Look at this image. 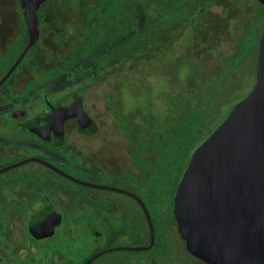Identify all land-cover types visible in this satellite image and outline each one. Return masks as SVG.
Listing matches in <instances>:
<instances>
[{"label":"rangeland","instance_id":"374dc122","mask_svg":"<svg viewBox=\"0 0 264 264\" xmlns=\"http://www.w3.org/2000/svg\"><path fill=\"white\" fill-rule=\"evenodd\" d=\"M260 11L252 0H49L41 11L40 16L49 23L42 29L44 42L51 39L49 34L56 33L64 44L58 52L70 67L62 80L67 78L69 88H79L85 110L98 125L93 137L82 140L70 130L62 143L68 148H82L83 144L95 148L96 161L102 162L99 167L114 172L121 183L113 185L119 188L126 185L131 167L122 148L127 149L129 160L134 158V166H141V155L147 154L140 170L146 177L148 194L135 187L132 191L147 202L156 244L150 251H118L104 259L119 264H205L186 251L178 235L167 187L178 185L180 167L225 118L229 99L234 98L231 92L243 94L251 85L253 80L250 82L247 73L239 75L226 64L236 52L241 56L253 46L252 41L245 40L244 28L257 38L254 22ZM118 15L124 16L126 24ZM22 16L18 0H0V37L10 53L23 45L26 28ZM189 30L193 32L190 43ZM65 33H71L66 40ZM95 39L97 44L91 47ZM124 42L133 44L121 55L112 56ZM76 47L84 51L79 62L72 65L77 58ZM38 48L32 52L35 57L46 51ZM215 48L217 55L213 56L211 50ZM12 57L5 55L4 64ZM240 76L243 81L234 90L214 97L220 86L237 83ZM62 80L44 90H58ZM30 143L39 148L38 142ZM28 173L39 182L48 172L31 162L0 175L2 203L9 204L2 181ZM101 194L126 205L135 215L119 218L124 224L119 223L117 232H109L113 239L125 231L126 238L116 240L112 248L142 245L138 237L145 227L137 205L121 194ZM5 204L0 203V264H82L97 250L100 233L93 218L67 217L52 237H40L29 231L33 218L15 216ZM95 224L98 227L100 223ZM103 261L95 264H105Z\"/></svg>","mask_w":264,"mask_h":264},{"label":"flooded vegetation","instance_id":"af4514ba","mask_svg":"<svg viewBox=\"0 0 264 264\" xmlns=\"http://www.w3.org/2000/svg\"><path fill=\"white\" fill-rule=\"evenodd\" d=\"M48 2L49 0L37 13L39 30L37 42L28 49L21 62L0 85V161L2 162L0 170L14 166L0 175L12 169L23 167L31 162L41 165L48 173L47 175L40 176L39 182L35 178L33 179L29 173L24 176L5 178L2 181V185H4L5 195L9 197L7 202L9 204L2 203L4 201L3 197L0 198V203L3 207L5 204V208L8 211H12L15 216L28 215L33 218L30 221V226L33 222L44 216L60 217L61 220L55 226L54 233L58 227L64 224L67 217L79 218L85 216L93 218L94 228H97V231L100 233L98 241L95 244L97 250L88 256L89 258L87 257L82 264H86L93 257L95 258L90 264H95L101 259L104 260L105 264H119V262L111 258H107L108 260L104 258H106L107 254L113 252L135 251L126 249L133 247H120L121 245L112 248V244L116 240L126 238L124 235L125 231L123 230V232L117 234V237H113V239L109 237V232H117L116 228L119 223L124 224V220H120L119 218L135 217V215L132 213L133 210L126 207V205H122L107 195H102L101 192L121 194L128 197L137 205L139 211L141 210L142 212L145 228L138 237L139 241H142L143 244L137 248L142 249L136 252L152 250L156 244L154 224L150 217L154 240L149 249H143L148 248L150 245L149 226L142 207L132 196H136L149 213L147 202H144L142 197L132 191V188L135 187L142 190L146 196L148 194V188H144L147 180L143 171L140 170V167L144 163L146 164L144 158L147 154L141 155L144 160L141 161V166L137 164L134 166L132 165L136 163L133 160L134 158L131 157L129 160L127 158V149L122 148L126 152L123 154L125 155V162L128 165L130 164L131 167L128 168L130 172L129 180L127 179L126 185L123 188H119L113 185L116 182L121 183V181L116 179L114 172L110 174L107 171H102L103 169L99 167L102 162L96 161L97 157L94 155L96 153L95 148H88L86 144H83L82 148H68L66 144L62 143L66 140L70 130L81 136L82 140L83 138L93 137L98 132L97 124V129L93 134L81 133L78 128L77 119L73 117L64 121L62 132L59 135H54V132L47 127L46 121L55 110L68 108L78 99L81 100L84 112L93 120L85 110L84 97L79 88H69L67 78L66 80H62L66 77L65 73L68 72L70 65L68 62L64 64L63 57L58 52V49L64 45L59 34H49L52 36L51 39L48 43L44 42L42 29L48 28L49 23L40 16V13ZM18 5L22 13L19 0ZM22 19L24 23L23 16ZM64 35L63 39L66 40L65 38L71 35V33H65ZM4 43V39L0 37V82L13 68L15 62L25 49L28 43L27 30L21 49H12L10 53V49L4 48L6 47ZM19 46L20 42H18ZM41 46L46 48V51H49H45L46 53L44 52L43 54L39 53L38 57L33 56L32 52L36 51V49L38 51V47L41 48ZM52 46L56 47V50H50ZM77 51V58L75 61L73 60L72 65L79 62V57H81L84 50L81 49L80 51V48H78ZM7 54L13 57L11 60H8L7 64H4V56ZM59 79L62 81H60L61 86L58 90L51 93H47V90H44L45 87L53 85ZM31 141L38 142L39 148L33 146L30 143ZM130 153L133 155L132 150H130ZM35 159L44 161L51 168ZM90 178L102 181V183H95ZM91 185L100 186L103 189L95 188ZM167 189L168 194L171 196L174 186H168ZM170 196L167 199H170ZM82 221L81 219L80 222ZM95 223L100 224L97 227Z\"/></svg>","mask_w":264,"mask_h":264},{"label":"water","instance_id":"95a60500","mask_svg":"<svg viewBox=\"0 0 264 264\" xmlns=\"http://www.w3.org/2000/svg\"><path fill=\"white\" fill-rule=\"evenodd\" d=\"M262 6L264 0H255ZM28 43L13 68L39 38L38 11L47 0H19ZM76 118L81 133L93 134L96 123L84 112L81 100L55 110L46 121L59 135L68 118ZM36 161L48 166L44 161ZM14 166L1 169L0 174ZM95 188L103 187L91 185ZM143 209L154 240L153 226ZM173 217L187 252L205 264H264V23L258 46L255 84L227 118L193 153L173 197ZM58 216L33 222L30 232L50 237ZM139 251L142 248H126ZM95 257L86 264H90Z\"/></svg>","mask_w":264,"mask_h":264},{"label":"trees","instance_id":"16d2710c","mask_svg":"<svg viewBox=\"0 0 264 264\" xmlns=\"http://www.w3.org/2000/svg\"><path fill=\"white\" fill-rule=\"evenodd\" d=\"M257 6H259L260 7V9H261V11L257 14V16H256V19H255V22H254V24H255V28H256V31L258 32L257 33V38H253V37H251V32H250V30L249 29H247V27L245 26V33H246V31H247V34H245V36H244V38H245V40L246 41H249V42H253V46H251L247 51H246V53L245 54H243V55H239V52H236L234 55H232L231 56V58H229L228 59V61H227V64H226V66H233L232 68L234 69V70H236L238 73H239V75H242V73L244 72V73H247V75H248V77L250 78H252V79H250V82L252 81V83H251V85H248V83H247V85H248V87L246 88V90H245V92L243 93V94H241L240 92H237V90L235 91L234 89V86H236V85H240V84H238L239 82H241V81H243V78H242V76H244V75H242V76H240L241 78H239L238 79V82L237 83H233V82H230V83H228V84H224V85H222V86H220V92H217L215 95H214V97L215 96H218V95H220L221 93L223 94V93H227L228 92V89H232V90H234V91H232L231 93L234 95V98H233V96L229 99L230 100V102H231V104H230V108H229V111H228V113H227V115L225 116V118L223 119V120H221L217 125H215L214 127H213V129L211 130V132L203 139V142L204 141H206L209 137H210V135L213 133V131L227 118V116L229 115V113L231 112V110H232V108L237 104V103H239L241 100H243L247 95H248V93L252 90V88H253V86H254V84H255V65H256V58H257V51H258V45H259V41H260V37H261V33H262V27H263V22H264V16H263V9H262V6L259 4V3H257L255 0H252ZM159 7V6H158ZM161 9V8H160ZM170 12H172V10L170 9V11H169V13ZM158 16L159 17H161V12L158 14ZM124 24H126V20H125V18H124V16H122V15H118L117 16ZM167 18H169L170 16L169 15H167L166 16ZM170 22H171V20H170ZM85 33V32H84ZM188 33H189V37L187 38V42L188 43H190V42H192V40H191V36H192V31L191 30H189L188 31ZM97 41H98V39H95L91 44H90V46L92 47V46H95L96 44H97ZM247 42H244L243 43V45L244 44H246ZM133 44V42H124V43H122V44H120V45H118L113 51H112V56H119V55H121L122 53H124V52H126L128 49H129V47L131 46ZM212 52H215L214 54H212L213 56H216L217 55V49L215 48V50H211ZM114 54V55H113ZM111 55V54H110ZM251 60V62L250 63H248L249 61ZM250 64V68H247L248 67V65ZM225 65V64H224ZM245 68V69H244ZM217 80L219 81V79L217 78ZM213 99H215V98H213ZM235 100V101H234ZM234 101V102H233ZM233 102V103H232ZM202 141H201V144L203 143ZM200 144V145H201ZM199 145V146H200ZM190 161V160H189ZM189 161H188V163L187 164H185L183 167L181 166L180 167V170L178 171L179 173H180V175H179V179L177 180V183L180 181V179L182 178V176H183V174H184V172H185V170H186V168H187V166H188V164H189ZM176 176V175H175ZM175 176H173V177H175ZM175 180H176V177H175ZM176 182V181H175ZM176 183H175V187H174V190L172 191V195H174V193H175V189H176ZM172 196H171V199H167L170 203H171V207H172V209H173V206H172ZM169 203V204H170ZM175 220V219H174ZM175 226H176V224H175ZM176 229H177V227H176ZM179 235V234H178ZM180 237V236H179ZM180 239H181V237H180ZM182 240V239H181ZM182 242H183V245H185L184 244V241L182 240ZM186 249V248H185ZM187 251V250H186ZM194 258V257H193ZM194 259H196V258H194ZM196 260H198V259H196Z\"/></svg>","mask_w":264,"mask_h":264}]
</instances>
